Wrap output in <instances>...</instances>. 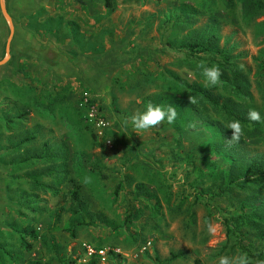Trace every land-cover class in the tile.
<instances>
[{"label":"rangeland","instance_id":"rangeland-1","mask_svg":"<svg viewBox=\"0 0 264 264\" xmlns=\"http://www.w3.org/2000/svg\"><path fill=\"white\" fill-rule=\"evenodd\" d=\"M224 1L110 0L105 6L103 0H4L13 50L24 52L23 45L30 42L46 60L47 68L39 70L34 55L24 58L34 62L25 69L35 74L39 81L33 84L50 100L45 112L31 111L22 126L24 132L33 130L31 147L47 142L45 154L28 161L40 171L37 179L43 186H30L29 175H23L19 185L6 188L0 264H60L66 256L81 264L92 245L102 247L99 264H193L192 259L218 264L216 249L228 236L222 222L226 196L214 194L224 180L219 157L242 165L246 159L264 161V141L245 133L229 145L231 130L217 136L212 119L202 115L193 116L181 132L165 121L137 133L130 118L149 102L159 104L158 97L169 94L168 82L180 77L220 100L235 101L245 112L256 108L264 128V0L254 5L251 0ZM0 16L5 42L8 27ZM200 35H214L215 44L247 74V97H235L222 86L205 87L204 78L192 72L197 56L184 45ZM25 78L14 82L23 84ZM84 89L102 107L106 124L99 132L74 105ZM67 90L70 97L63 99ZM60 140L59 153L69 156L62 182L48 167L47 154ZM251 180L243 185L241 179L243 188L233 192L247 195L250 206L264 203V180ZM117 182L120 187L114 189ZM73 193L80 200L79 212ZM23 226L38 235L36 241L28 238V252L15 240L16 229ZM243 243L256 240L248 232ZM107 249L115 253L108 263ZM178 250L182 255L169 258Z\"/></svg>","mask_w":264,"mask_h":264},{"label":"trees","instance_id":"trees-1","mask_svg":"<svg viewBox=\"0 0 264 264\" xmlns=\"http://www.w3.org/2000/svg\"><path fill=\"white\" fill-rule=\"evenodd\" d=\"M78 1L84 2V0ZM225 1L229 2L230 0ZM248 2H253L251 5L255 4V0ZM103 4L108 6L110 0H103ZM3 22L4 21L0 16V58L3 55L4 37L7 32L6 26ZM11 40L13 41V37ZM12 41L10 43L9 59L0 65V70L4 71V74L0 75V82L4 84L3 89H5L2 90L0 94V212L3 211L5 206L4 202L7 196H5V193L6 190H8L6 189L8 185H19L22 181L21 179H25V177L23 178L19 176L29 175L28 179L30 180V186L32 187L36 185V187L43 186L38 183L39 179H37L40 171H36L33 168V163L28 161H31L35 157H39L40 154H45L44 149L47 145V142H41L40 147H37L38 149L31 147L30 140L31 138H34L33 130L29 129L24 132L22 129L24 121L29 113L31 111H36L37 113L42 114L44 109L49 106L48 101L50 100L47 99V103L45 91L43 90V92L40 88L36 87V84H33V80L36 82L39 81L38 78L34 76L35 74L30 76L25 69L30 65H34V62L24 60V58H28L27 56L30 54L34 55V58L37 61V69L39 70L47 68L46 60L36 54L40 48L32 50L30 42L23 45L22 50H25L24 52L21 50L16 52L12 48ZM71 48L72 46L69 49L71 50ZM184 48L189 52L196 53L195 55L197 57L195 59L197 60H194L192 63L194 66V71L192 72L195 73L196 76L203 78L200 69L197 67L198 62L205 61L209 65L216 64L221 68L223 73L221 84L218 86H222L229 90V93L235 97H247V74H245L233 61V58L228 56L224 47H218L215 44L214 35H200L193 41L185 42ZM199 53L200 55H197ZM208 54L211 56L206 57ZM89 56L93 57V54H89ZM14 77L18 79L26 77L27 79H24L25 83L23 82V84H16V82H14ZM173 80L176 82H168V87H165L169 94L160 95L158 97V102L160 105H163V107L165 105H173L176 107L178 113L177 119L171 124L175 129L181 132L183 126L185 124L188 125L193 116L202 115L205 120L212 119L211 124L216 130L215 134L217 136H223L224 134H227L229 130L222 122L227 125L231 120L237 119L241 122L247 135L256 136L264 141V128L259 126L260 122L249 120L248 112H245L243 109H238V104L235 101H229L228 98L220 100L217 95H213L208 90L195 85L192 81H187L180 77H173ZM46 83V81H43V84ZM174 89H180L182 92L176 93ZM88 92L90 93L89 90ZM50 95H52V91ZM190 95L197 99L196 104L189 103ZM92 98H94V96ZM145 103H148V101H145ZM75 106L79 108L82 115V112L84 111L83 107H78L77 104ZM98 108L101 111L102 107L98 105ZM101 115L103 116L104 114L101 113ZM179 120H182V122H179ZM78 128L80 129V124H78ZM13 132H15V135H12ZM92 134H94V132H92ZM59 152L61 151L53 150L49 153V158L51 160L50 163L52 165L50 164L48 167L55 169L53 175L55 177L59 176L57 181L62 182L63 176L66 175L69 156L65 155V153L62 154ZM215 152L216 153L214 154H217V156L222 154L219 149L215 150ZM219 160L220 163L217 167L225 171H222L225 178L223 177L224 180L221 183L222 185H220L214 194L225 193V199L227 201L225 210L228 209L225 214L223 213L222 222L228 236L220 246L217 247L216 255L231 256L246 252L253 258V260L264 259V203L257 205L251 204L250 206L247 201V195L243 196L239 193L233 192V189L238 190L243 188L240 184L241 179L243 180V185H248L249 181L251 183V179L258 181L264 180V161L259 160L257 163L253 162L254 159H246L244 161L246 164L242 165V163L236 164L231 160L230 162L228 160L223 162V157H219ZM65 164L66 167L64 166ZM4 177H6V179H4ZM99 177L104 178V172L100 173ZM9 180H11V183ZM14 180L19 181L16 182ZM54 181L56 182V180ZM23 182H25V180ZM119 182L114 185V189L117 185L120 187ZM55 186L57 185L53 184V187ZM50 187L51 185H49V188ZM20 194L25 196L23 192ZM73 194L74 195L72 196L75 199L76 205L79 207L80 200L77 199L76 193ZM249 207V211H245V208L248 209ZM79 209H81V207L78 208V212ZM205 216L207 219L208 213ZM79 218L81 217L79 216ZM15 232L17 247L20 250L27 252L30 251L32 244L28 241V238L31 241H36L38 238L37 233L28 226H23L21 229L17 228ZM248 232H250L254 240H256V243H254L255 245L252 243H243V238L248 235ZM228 237L231 240L229 243H227ZM257 245V249H254ZM82 248L84 250L86 247L84 246ZM92 248L93 251L87 253L86 261L81 264H99L100 255L97 253V250H100L102 247L101 245H92ZM112 253H114L112 249L106 250L105 255L107 263L109 260H113L111 256ZM180 255H182V251L178 250L171 253L169 258H174ZM192 261L193 264H200L198 259H192ZM74 262H76L74 258L66 256V259L61 261L60 264H73ZM35 263H38V261H35Z\"/></svg>","mask_w":264,"mask_h":264},{"label":"clouds","instance_id":"clouds-1","mask_svg":"<svg viewBox=\"0 0 264 264\" xmlns=\"http://www.w3.org/2000/svg\"><path fill=\"white\" fill-rule=\"evenodd\" d=\"M197 67L201 71L204 78L205 87H216L221 84V77L223 75L221 68L216 64H207L205 61H200ZM189 103L196 104L197 99L194 96H189ZM176 107L168 105L166 108L149 102L142 112L133 114L130 118L131 125L134 131L141 132L155 128L165 121L167 124H173L177 119ZM248 119L254 122H260L262 117L259 110L250 108L248 111ZM128 121H125V126ZM226 128L231 130V137L227 139L229 145L239 143L241 138L245 135L244 127L237 119L231 120ZM86 182H88L86 180ZM215 231V229H211ZM218 264H264V259L253 260L246 252H241L235 255H221L218 259Z\"/></svg>","mask_w":264,"mask_h":264},{"label":"built area","instance_id":"built-area-1","mask_svg":"<svg viewBox=\"0 0 264 264\" xmlns=\"http://www.w3.org/2000/svg\"><path fill=\"white\" fill-rule=\"evenodd\" d=\"M76 104L78 107H83L84 118L86 122L95 129V132H99L106 122L104 117L101 115L97 103L93 100L92 95L87 90H81L78 94ZM88 251L92 249L88 248ZM99 252H102L99 250Z\"/></svg>","mask_w":264,"mask_h":264},{"label":"water","instance_id":"water-1","mask_svg":"<svg viewBox=\"0 0 264 264\" xmlns=\"http://www.w3.org/2000/svg\"><path fill=\"white\" fill-rule=\"evenodd\" d=\"M0 12L3 18L5 19L7 27H8V33H7L5 42H4V55L2 58H0V64H2L9 57V43H10V39L13 34V25H12L10 16L8 15V13L6 12L4 8V0H0Z\"/></svg>","mask_w":264,"mask_h":264},{"label":"crops","instance_id":"crops-1","mask_svg":"<svg viewBox=\"0 0 264 264\" xmlns=\"http://www.w3.org/2000/svg\"><path fill=\"white\" fill-rule=\"evenodd\" d=\"M14 81H17L16 80V77L14 78ZM54 93V92H53ZM67 97H70V91L69 90H67V92L66 93H64L63 94V99H66ZM78 97V96H77ZM76 98V97H75ZM76 100H77V98L76 99H74V105H76ZM16 137V136H15ZM53 148H54V150H61V152L63 151V143H62V141L60 140V141H58V143H56V144H53ZM47 154H49V151L47 150ZM63 154V153H62ZM65 155H67V154H65Z\"/></svg>","mask_w":264,"mask_h":264}]
</instances>
